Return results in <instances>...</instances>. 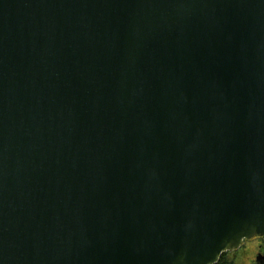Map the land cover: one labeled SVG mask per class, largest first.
<instances>
[{"label":"water","instance_id":"obj_1","mask_svg":"<svg viewBox=\"0 0 264 264\" xmlns=\"http://www.w3.org/2000/svg\"><path fill=\"white\" fill-rule=\"evenodd\" d=\"M257 237L264 0H0V264H215Z\"/></svg>","mask_w":264,"mask_h":264},{"label":"rangeland","instance_id":"obj_2","mask_svg":"<svg viewBox=\"0 0 264 264\" xmlns=\"http://www.w3.org/2000/svg\"><path fill=\"white\" fill-rule=\"evenodd\" d=\"M261 241L262 239L259 238L245 241L239 251L230 253L231 259L235 264H251Z\"/></svg>","mask_w":264,"mask_h":264},{"label":"flooded vegetation","instance_id":"obj_3","mask_svg":"<svg viewBox=\"0 0 264 264\" xmlns=\"http://www.w3.org/2000/svg\"><path fill=\"white\" fill-rule=\"evenodd\" d=\"M257 238H259V239H262V238H260V237H257ZM245 241H247V240H245ZM243 246V245H242ZM241 246V247H242ZM241 247H240V249H241ZM240 249H238V250H235V251H227V252H230V253H232V252H236V251H239ZM258 256H264V242H263V239H262V241L258 244V247H257V250H256V255H255V257L253 258V261L251 262V264H264V261L262 262H259L258 261Z\"/></svg>","mask_w":264,"mask_h":264},{"label":"trees","instance_id":"obj_4","mask_svg":"<svg viewBox=\"0 0 264 264\" xmlns=\"http://www.w3.org/2000/svg\"><path fill=\"white\" fill-rule=\"evenodd\" d=\"M215 264H235L234 261L231 259L230 252H224L219 261Z\"/></svg>","mask_w":264,"mask_h":264}]
</instances>
